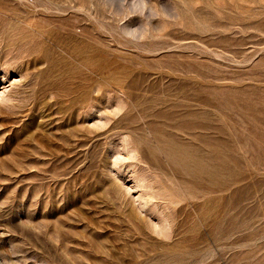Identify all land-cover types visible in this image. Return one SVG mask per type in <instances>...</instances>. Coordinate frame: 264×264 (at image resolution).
<instances>
[{"label": "rangeland", "instance_id": "1", "mask_svg": "<svg viewBox=\"0 0 264 264\" xmlns=\"http://www.w3.org/2000/svg\"><path fill=\"white\" fill-rule=\"evenodd\" d=\"M0 264H264V0H0Z\"/></svg>", "mask_w": 264, "mask_h": 264}]
</instances>
